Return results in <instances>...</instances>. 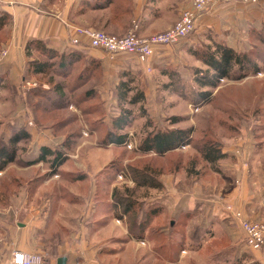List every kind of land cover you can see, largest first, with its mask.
Returning a JSON list of instances; mask_svg holds the SVG:
<instances>
[{"label": "rangeland", "instance_id": "obj_1", "mask_svg": "<svg viewBox=\"0 0 264 264\" xmlns=\"http://www.w3.org/2000/svg\"><path fill=\"white\" fill-rule=\"evenodd\" d=\"M8 27L0 33V53L6 51L7 55L8 48L2 46L10 35ZM183 40L181 45L161 51L151 70L138 68L131 75L134 90L129 98L140 91L145 95L137 104L121 102L118 84L123 76L103 66L69 100L40 90L49 78L55 83L63 81L53 72L34 75L24 70L18 84L13 76L1 81L0 146L20 129L31 137L19 144L16 160L0 170V218L13 221L20 209L14 201L24 203L27 196L29 209L46 207L79 215L90 209L95 194L98 199L113 200L122 214L131 203L132 210L125 214L128 222L135 221L139 227L147 222L145 231L155 237V231L171 219H186L180 202L195 195L194 205H211L225 197L236 184L228 167L234 159L232 152L214 167L203 159L199 147L214 140L225 149L244 134H264V0L219 2L201 15L194 33ZM217 43L245 53L250 65L244 70L237 66L216 87L202 86L196 78L204 76L208 66L199 53L209 46L214 49ZM27 82L36 86H26ZM124 109L131 111V122L120 130L113 126V119ZM161 127L192 129L194 142L164 156L142 153L141 140ZM110 129L127 133V142L122 146L103 144ZM44 145L66 155L62 166L35 161ZM170 187L179 201L173 210L166 206ZM204 217L197 207L189 218ZM7 230L0 229V236H7ZM166 240L159 237L153 245L159 247ZM220 249L212 250L208 257Z\"/></svg>", "mask_w": 264, "mask_h": 264}, {"label": "crops", "instance_id": "obj_2", "mask_svg": "<svg viewBox=\"0 0 264 264\" xmlns=\"http://www.w3.org/2000/svg\"><path fill=\"white\" fill-rule=\"evenodd\" d=\"M107 1L110 2L0 0V10L11 15L10 35L2 46L8 48V55L0 63V82L12 76L16 84L20 82L22 72L32 59L26 52L31 40H40L43 47L54 52L53 73L58 80H63L58 83L53 78L44 80L40 87L44 94L69 100L101 66L109 72L118 71L123 76L122 81L131 79L133 82L131 75L139 71L138 68L149 71L148 64L134 55L121 54L112 59L105 51L91 47L84 35H80L79 44L72 43L76 27L103 28L108 33L122 35L136 25L139 34L150 35L168 29L181 12L192 5V0H112L109 4ZM182 41L156 46L151 68L161 51L177 47ZM125 76L129 79L125 80ZM223 152L227 155L232 152L234 156L228 167L236 184L225 192V197L211 205H194L195 195L190 201L180 202L186 219H171L168 225L155 231V237H150L137 223L130 224L113 200H99L95 194L90 209L79 215H64L46 207L29 209L28 196L24 203L14 201L20 205L13 214L15 219L0 218V229H8L7 236H0V264H12L17 250L41 255L40 264H264V248L248 247L241 224L227 209L231 204L245 216L264 222V134L257 137L253 133L244 134ZM170 189L166 206L173 210L179 201L174 189ZM197 207L206 217L190 219ZM209 215L211 219L207 218ZM162 236L166 242L159 247L153 245ZM219 247L220 251L208 257Z\"/></svg>", "mask_w": 264, "mask_h": 264}, {"label": "trees", "instance_id": "obj_3", "mask_svg": "<svg viewBox=\"0 0 264 264\" xmlns=\"http://www.w3.org/2000/svg\"><path fill=\"white\" fill-rule=\"evenodd\" d=\"M112 0H110L111 2ZM110 2L107 1V4ZM106 4V5H107ZM11 21V15L0 10V33L5 30L6 26ZM194 33V32H193ZM5 41L7 38L4 39ZM2 41L4 43L5 41ZM26 52L32 59L28 62L27 73L34 75L48 74L51 70L55 72L53 65L55 64V54L52 50L42 46L40 40H31L26 46ZM202 60L208 66L204 76H198L197 82L202 86L216 87L223 78L231 76L232 71L240 66L243 70L247 64L250 65V59L243 52L238 51L235 47L225 44L217 43L212 47H208L206 50H202L199 53ZM64 69H67L64 68ZM85 72V71H84ZM83 68L81 69V74ZM84 75V74H83ZM86 80V79H85ZM132 80L121 81L118 84V98L121 102H128L130 104H137L145 99V95L142 91L137 92L135 95L129 98L130 92L134 90L131 87ZM78 87V86H75ZM207 95H209L207 93ZM131 111L124 109L123 113L113 119V126L123 130L130 125ZM31 137L30 132L26 129H20L14 134L7 143L0 146V170L4 169L9 163L13 162L17 158L18 151L20 149L19 144L26 139ZM128 140L127 133H118L113 129L108 130L101 142L103 144H113L116 146L124 145ZM194 138L192 136V129H178V128H156L152 131L147 132L146 136L141 140L139 144V150L142 153L155 152L157 155L164 156L167 153L176 149L182 148L188 144H192ZM199 150L203 159L212 166L224 159L227 153L223 152L222 147L214 140L204 141ZM66 155L62 151L54 150L49 146H42L39 155L35 158V161H48L54 167H60L66 160ZM144 182H147L146 180ZM154 187L158 185L153 183ZM132 210V205L129 203L123 212L126 214ZM147 222H143L141 226L142 230L145 231L147 228ZM136 225V222H132Z\"/></svg>", "mask_w": 264, "mask_h": 264}, {"label": "built area", "instance_id": "obj_4", "mask_svg": "<svg viewBox=\"0 0 264 264\" xmlns=\"http://www.w3.org/2000/svg\"><path fill=\"white\" fill-rule=\"evenodd\" d=\"M229 0H192V5L185 8L179 19L168 29L151 35H141L138 33L137 26L134 25L125 34H110L100 29L76 27V36L72 38V43H80V35L88 38L89 44L93 48L101 49L110 58L118 55H134L140 61L148 64L151 70L150 61L158 45H174L184 38L190 36L196 29V24L201 15L213 7L218 2ZM7 52L0 53V63L6 57ZM35 87L36 84L27 82L26 86ZM228 211L239 221L244 232L246 244L253 250L264 248V222L253 220L235 209L233 205L227 206ZM43 257L37 254H28L22 251H14L12 264H40Z\"/></svg>", "mask_w": 264, "mask_h": 264}, {"label": "water", "instance_id": "obj_5", "mask_svg": "<svg viewBox=\"0 0 264 264\" xmlns=\"http://www.w3.org/2000/svg\"><path fill=\"white\" fill-rule=\"evenodd\" d=\"M61 262L63 263L64 262V259H61Z\"/></svg>", "mask_w": 264, "mask_h": 264}]
</instances>
